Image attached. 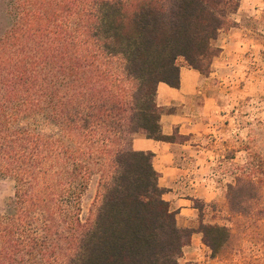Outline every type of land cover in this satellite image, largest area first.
I'll list each match as a JSON object with an SVG mask.
<instances>
[{"label": "trees", "instance_id": "16d2710c", "mask_svg": "<svg viewBox=\"0 0 264 264\" xmlns=\"http://www.w3.org/2000/svg\"><path fill=\"white\" fill-rule=\"evenodd\" d=\"M239 0H22L0 38V264H180L176 225L151 153L157 86L179 65L205 75ZM98 176L91 217L82 198ZM211 229V228H209ZM202 232L203 243L212 248ZM219 228L211 229L216 235ZM214 240V238H213Z\"/></svg>", "mask_w": 264, "mask_h": 264}, {"label": "rangeland", "instance_id": "374dc122", "mask_svg": "<svg viewBox=\"0 0 264 264\" xmlns=\"http://www.w3.org/2000/svg\"><path fill=\"white\" fill-rule=\"evenodd\" d=\"M19 1L0 0V38L12 26ZM227 20L221 33L232 29L238 51L231 68L234 78L224 83L236 97L223 121L228 133L216 173L223 190L208 203L195 202L200 224L189 229L201 240L206 228L219 231H206L212 248L202 240L204 246L193 257L188 242L180 264H264V0H239L238 10ZM98 179H91L83 195V220L97 204ZM13 193L14 182L0 177V209Z\"/></svg>", "mask_w": 264, "mask_h": 264}, {"label": "crops", "instance_id": "0c3cea01", "mask_svg": "<svg viewBox=\"0 0 264 264\" xmlns=\"http://www.w3.org/2000/svg\"><path fill=\"white\" fill-rule=\"evenodd\" d=\"M233 36L232 29L219 33L214 46L220 52L212 60L208 74H200L180 59L179 86H157L160 133L168 139L157 141L140 133L131 139L133 151L153 155L152 167L163 190L162 199L176 213L179 228L196 229L200 220L195 202L208 203L223 190L216 173L217 165L224 160L228 133L223 121L236 97L224 86L234 78L231 68L237 63L234 52L238 48L232 42ZM203 246L201 236L193 233L187 245L191 257Z\"/></svg>", "mask_w": 264, "mask_h": 264}]
</instances>
